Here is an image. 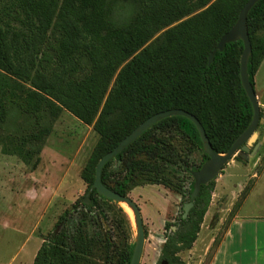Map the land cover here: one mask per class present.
Returning <instances> with one entry per match:
<instances>
[{
  "label": "trees",
  "instance_id": "16d2710c",
  "mask_svg": "<svg viewBox=\"0 0 264 264\" xmlns=\"http://www.w3.org/2000/svg\"><path fill=\"white\" fill-rule=\"evenodd\" d=\"M245 2L0 0L1 152L34 169L65 109L99 135L80 174L87 193L102 155L146 118L175 108L199 120L215 152H226L252 119L239 74L242 41L227 43L211 63L208 58ZM247 30L252 48L247 72L254 86L264 58V0L248 12ZM172 133L201 150L199 163L169 142ZM207 158L195 125L169 116L107 161L101 180L122 195L144 183L163 184L181 194L184 204L193 188L191 172ZM113 162L120 170H111ZM167 169L189 176L187 189L168 182ZM214 182L201 185L185 218L181 212L175 222H165L156 264H184L179 253L197 239ZM88 197L89 204L78 200L59 216L32 264H129L133 243H117L103 226L109 218L101 201L112 200L95 189ZM97 221L100 226L89 234L87 226ZM122 221L113 222L117 235Z\"/></svg>",
  "mask_w": 264,
  "mask_h": 264
},
{
  "label": "rangeland",
  "instance_id": "374dc122",
  "mask_svg": "<svg viewBox=\"0 0 264 264\" xmlns=\"http://www.w3.org/2000/svg\"><path fill=\"white\" fill-rule=\"evenodd\" d=\"M258 79L261 82L254 90L263 117L249 151L238 150L215 178L197 239L189 250L179 253L184 264H208L227 223L237 213L264 216V174L255 177L264 168V62ZM98 139L92 125L82 123L63 109L52 124L34 169L16 155L3 154L0 150V264H32L59 216L76 201L82 203L87 184L80 174ZM168 140L194 163L200 162L201 150L189 145L178 134L172 133ZM120 168L119 162L112 163V171ZM167 170L168 182L183 184L187 189L189 176ZM127 195L139 207L143 221L144 246L139 264H156L164 242V224L177 220L182 212L183 197L171 187L151 183L135 186ZM119 207L114 201H101V210L109 218L103 221V226L115 233L117 243L126 241L124 243L130 245L136 234L133 214L122 207L119 211ZM120 219L123 231L117 235L112 225ZM99 226L98 221L89 224L88 233L92 234ZM95 254L102 252L95 251Z\"/></svg>",
  "mask_w": 264,
  "mask_h": 264
},
{
  "label": "water",
  "instance_id": "95a60500",
  "mask_svg": "<svg viewBox=\"0 0 264 264\" xmlns=\"http://www.w3.org/2000/svg\"><path fill=\"white\" fill-rule=\"evenodd\" d=\"M258 1L259 0H246V2L243 4L242 8L238 13V17L235 23L228 31H226L220 37L208 58V63H211L215 52L222 51L227 43L238 40L242 41L243 49L239 59L240 81L245 91V94L252 105L253 112L252 119L248 127L236 138L230 148L224 153L215 152L199 120L191 113L182 109L175 108L157 112L151 115L150 117L146 118L139 125H137L128 135L121 139L120 142L116 146H114L112 150L102 155L96 164L94 181L91 184L90 189L88 190L86 195L83 197V202L86 204L90 203L88 195L91 190L95 189L99 195H102L118 204H121L123 202L132 209L136 234L129 264H139L140 259L142 257L144 246V227L141 212L137 204L128 195H122L108 188L102 183V168L107 161H109L118 153L123 151L133 141H135L144 131H146L159 120L174 115H180L188 118L195 125L202 142L203 151L208 156V158L202 163V165L198 169L191 172V176L193 179V188L190 193V200L184 203L182 206V217L185 218L193 205L192 200L198 195L200 191L201 185L207 184L209 181L215 179L219 172L232 159V157L238 150H241L243 152L249 151V145L254 139L259 121L261 117H263L260 110V104L258 102L254 90V86L249 81L247 72L248 58L252 49L251 41L247 30V14ZM257 145L258 144H256L255 147Z\"/></svg>",
  "mask_w": 264,
  "mask_h": 264
},
{
  "label": "crops",
  "instance_id": "0c3cea01",
  "mask_svg": "<svg viewBox=\"0 0 264 264\" xmlns=\"http://www.w3.org/2000/svg\"><path fill=\"white\" fill-rule=\"evenodd\" d=\"M263 62L264 58L254 75V87L261 82L258 74ZM263 174L264 168L254 175L257 179ZM208 264H264V216L234 215Z\"/></svg>",
  "mask_w": 264,
  "mask_h": 264
},
{
  "label": "bare ground",
  "instance_id": "6f19581e",
  "mask_svg": "<svg viewBox=\"0 0 264 264\" xmlns=\"http://www.w3.org/2000/svg\"><path fill=\"white\" fill-rule=\"evenodd\" d=\"M120 205L125 210V212L132 213V209L127 204L122 202Z\"/></svg>",
  "mask_w": 264,
  "mask_h": 264
}]
</instances>
